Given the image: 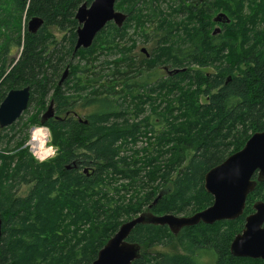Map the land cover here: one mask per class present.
<instances>
[{
    "label": "trees",
    "instance_id": "1",
    "mask_svg": "<svg viewBox=\"0 0 264 264\" xmlns=\"http://www.w3.org/2000/svg\"><path fill=\"white\" fill-rule=\"evenodd\" d=\"M93 1L0 0V105L12 90H31L28 110L0 129V264H92L120 227L144 212L190 217L203 211L213 204L204 187L207 173L264 132V0H204L199 6V0H170L165 19L154 0H119L116 9L129 15L125 26L108 27L90 49L74 54L76 12ZM201 8L229 16L225 35L165 50L159 45L150 60L156 54L160 66L182 72L150 82L158 62L132 61L127 24L140 22L136 37L164 45L186 31L175 22L184 25V14L197 18ZM33 17L45 22L36 34L27 31ZM150 27L155 36L147 33ZM49 28L71 31L58 42ZM15 47L21 56L7 69ZM98 51L104 57L93 58ZM79 58L77 66H89L91 78L59 85ZM52 101L59 114L80 108L88 124H42ZM38 126L50 130L57 149L44 163L24 148L28 130ZM75 160L88 172L67 169ZM23 187L29 192L19 196ZM263 194L264 183L234 222L201 224L177 236L167 227L137 226L129 237L142 248L134 264H263L230 252Z\"/></svg>",
    "mask_w": 264,
    "mask_h": 264
},
{
    "label": "water",
    "instance_id": "2",
    "mask_svg": "<svg viewBox=\"0 0 264 264\" xmlns=\"http://www.w3.org/2000/svg\"><path fill=\"white\" fill-rule=\"evenodd\" d=\"M119 0H94L90 7L83 4L76 20L80 27L77 32L75 53L90 49L97 35L109 23L121 28L127 16L116 11ZM215 23L229 24L226 14L220 13ZM40 18H32L28 23L30 34H36L43 26ZM216 29L213 34L220 33ZM65 71L61 83L67 78ZM31 90L29 87L10 91L0 105V129L14 125L28 110ZM54 103L51 102L43 116L42 124L54 117ZM70 169V168H69ZM256 176V178H255ZM264 183V132L256 133L247 141L244 148L228 157L222 164L213 168L205 176V190L213 197V204L190 217L163 215L157 216L147 211L123 224L118 232L99 251L92 264H134L141 258L142 248L129 241L133 230L139 226L167 227L177 236L185 228L201 224L211 226L221 222H234L246 210L247 201L259 184ZM156 199L154 205L159 201ZM151 206L150 208H152ZM151 210V209H150ZM254 212L245 218L242 232L235 236L230 252L236 258L261 260L264 262V202L253 205ZM2 238V219L0 217V241Z\"/></svg>",
    "mask_w": 264,
    "mask_h": 264
},
{
    "label": "rangeland",
    "instance_id": "3",
    "mask_svg": "<svg viewBox=\"0 0 264 264\" xmlns=\"http://www.w3.org/2000/svg\"><path fill=\"white\" fill-rule=\"evenodd\" d=\"M121 1V0H120ZM168 3L165 4L164 2H159L158 0H154L153 1V4H156L155 7L157 8V12H159V15H160V19H165L166 18V15L170 14L171 11L168 9V4L170 3V0H167ZM159 2V3H158ZM119 1L116 3L118 4ZM158 3V4H157ZM126 6H124V9H125ZM120 11V10H119ZM222 12H219V11H214L212 13H210L209 15L205 13V11L201 8V9H198L196 15H197V18L195 17H191V12L189 13H185V24L182 25L183 21L182 20H178L175 22V25H180L181 27H185L186 28V31L185 33H181L180 36L178 37V39H172L168 44H160L159 41L160 39L157 38V41H152L151 43L147 44V43H144V38L142 36H139V37H136V32L135 31H138L135 27L138 26L140 24V22L138 21H131L129 24H127L128 28H131L130 32H129V35L131 37H133L132 41L128 44V50H133V53H132V56H135L137 58V61L136 59L135 60H132L137 66H139V61L142 60V56H140V50L142 48H146V50H148V53L149 54H152L154 52V49L157 50L159 45H160V50H165V49H170V47L173 45V46H183L185 45L186 43H190L191 41H193V39H195L196 37L199 39H197V42L200 44L202 43V41H209V39H211L213 37V33L215 32L216 29H220L221 30V33H220V36H224L225 33H226V30L223 26L222 23H215L214 20L215 18ZM224 14V13H223ZM249 13L245 14V17H248ZM228 16V15H227ZM205 17H210L209 20H207ZM229 18V16H228ZM230 19V18H229ZM187 21V23H186ZM29 22V21H28ZM231 19H230V23H231ZM131 24V25H130ZM260 27L258 26V29ZM154 28L153 27H150L148 30H147V33L149 32H154ZM49 31L54 35L56 41L60 42L61 39L64 37V34L60 31H58L57 29L55 28H49ZM153 35L155 36V32L153 33ZM169 38V37H168ZM209 43V42H208ZM0 44H1V41H0ZM52 49V47H51ZM163 54L164 55H167V52L163 51ZM21 56V49L19 47H15L14 49L11 48L10 52H9V56H8V59H7V62H8V67L7 69L10 68L11 65H14L15 62H17L19 60ZM94 58V56H93ZM98 58V57H96ZM145 58V57H144ZM105 59V58H103ZM102 59V60H103ZM157 60L158 62V65L159 67L157 68V70L155 71L154 69L152 70L151 72V75H153L150 79V82H154L155 79L159 78H163L164 76H166V74L164 72H161V70L159 68L160 65H161V59L158 58V55H154V58L153 60H150V64L151 65H154L153 61L154 60ZM111 60V59H110ZM115 59H112V61H114ZM79 59L78 61L75 63L76 65L79 63ZM157 65V66H158ZM81 66V65H79ZM155 67V66H154ZM195 68H198V67H194ZM156 69V68H155ZM9 71V70H7ZM159 71L161 72V74L159 75ZM155 72V73H154ZM154 73V74H153ZM155 75V76H154ZM140 94V93H139ZM145 94V93H144ZM201 104L204 103V100L201 99ZM32 109H30L31 111ZM79 110V109H78ZM91 111H88L87 110V114H89ZM147 114H151L150 112H147ZM34 127L30 128L28 130V141L26 144H29V142H31V137L30 135L32 136L33 133H34V130L36 129H33ZM38 128H41L38 126ZM47 128V127H45ZM48 129V128H47ZM48 136L49 139H50V143H49V146L51 145V147H54L52 146L51 144V133H50V130L48 129ZM252 136V135H251ZM26 146V145H25ZM28 150H29V147H28ZM54 150H55V155L57 154V149L54 147ZM52 155V154H51ZM53 155V157L55 156ZM46 162V161H44ZM43 162V163H44ZM42 163V162H41ZM29 187H23L19 196H25L28 192H29ZM138 196H141V195H138ZM261 197H264V194L261 196ZM139 198V197H138ZM264 202V201H262ZM261 261V260H259ZM263 262V261H261ZM264 264V262H263Z\"/></svg>",
    "mask_w": 264,
    "mask_h": 264
},
{
    "label": "flooded vegetation",
    "instance_id": "4",
    "mask_svg": "<svg viewBox=\"0 0 264 264\" xmlns=\"http://www.w3.org/2000/svg\"><path fill=\"white\" fill-rule=\"evenodd\" d=\"M204 2V0H199L198 1V4H197V6H199V4H202ZM93 3V2H92ZM91 3V4H92ZM84 4H87V3H84ZM91 4L90 5H88V7H90L91 6ZM82 6V5H81ZM80 6V7H81ZM116 6H117V4H116ZM116 6H115V9H116ZM79 7V8H80ZM79 10V9H78ZM78 10H77V12H78ZM116 11H118V12H120V13H122V14H124V15H126L127 16V19H126V21L124 22V24H123V26L121 27V28H119L118 26H116L114 23H109L105 28H104V30L102 31V32H100L98 35H97V37L101 34V33H103L104 31H106L107 29H108V27H110V26H112V25H114L116 28H118V29H122L124 26H125V24L127 23V20H128V17H129V15L126 13V12H123V11H119V10H117L116 9ZM77 12H76V14H77ZM33 18H35V17H33ZM38 18V17H37ZM32 19V18H31ZM30 19V20H31ZM75 19H76V16H75ZM29 20V21H30ZM77 21V20H76ZM29 23V22H28ZM77 23H78V21H77ZM44 24H45V22H44ZM44 24H43V26H44ZM42 26V27H43ZM79 27H80V25H79V23H78V28L76 29V34H77V32H78V30H79ZM27 31H28V33H29V30H28V24H27ZM71 30H68V33L70 32ZM63 34H64V36H66L68 33L67 32H62ZM221 33V32H220ZM220 33H217V34H213V36H219L220 35ZM97 37H96V39H97ZM96 39L94 40V42L96 41ZM76 43H77V41H76ZM94 44V43H93ZM93 46V45H92ZM76 47V46H75ZM81 50H84V49H81ZM88 50V49H87ZM80 51V50H79ZM77 53V52H76ZM74 54H75V52H74ZM104 55H105V52H103V51H98V54H96V55H94V58H96V57H98V58H102V57H104ZM140 56H142V58H144L145 57V59H147V60H149V61H147L148 63H150V59H151V55L152 54H149L148 53V50H146V48H142L141 50H140V54H139ZM79 60H80V58H79ZM139 65H140V62L138 63ZM85 64H81V66H77L76 64H74V66L73 67H67L63 72H62V74H61V78H60V81H59V85H62L63 83H65V81H67V80H71V81H75V80H78V79H81L82 81H87L88 80V78H91V77H89V76H92L91 75V73H89V66H84ZM149 66H151V65H149ZM97 67V66H96ZM161 67V66H160ZM156 68V69H155ZM155 68H153L155 71L157 70V68L158 67H155ZM160 70H161V72H164L165 74H166V76H164L165 78L166 77H169V76H172L173 74H178L179 72H182V70H177V69H173V68H171V67H169V66H162L161 68H159ZM66 70H68V75H67V78L61 83V79H62V77H63V75H64V73H65V71ZM96 70V69H95ZM94 71V66L92 67V72ZM161 72L159 71V73L161 74ZM88 84V83H87ZM19 90V89H18ZM88 91L89 92H91V90H90V88L88 89ZM78 98H82L83 96H81V94H77L76 95ZM86 96H84L83 98H85ZM80 99V100H78V102H83V101H85V99ZM53 102V101H52ZM54 103V102H53ZM51 104V103H50ZM50 104L47 106V109H46V111L43 113V115H42V120H41V122L43 121V116H44V114L47 112V110H48V108H49V106H50ZM54 117L53 118H51V119H48V120H46L45 121V123L47 122V121H49V120H55V121H61V122H64V121H67V120H69V119H72V120H74V121H78L79 123H84V124H88V121H87V115H85L86 113H83L82 112V110L80 109V108H78V107H76L74 110H72L71 112H66L65 114H59L58 113V111H57V108H56V104H54ZM79 109V110H78ZM41 127H44V126H41ZM36 128H38V127H34L33 129H36ZM30 137H31V135H30ZM24 148H28V144H26V146L24 147ZM36 161H38V159H36L35 157H33ZM39 162V161H38ZM85 164H84V162L83 161H81V160H75V161H73L71 164H70V166H68L67 167V169H71V170H73V169H75V170H83V172L84 173H87L88 172V169H90V168H88L87 166H84ZM258 202V201H257ZM256 203V202H255ZM254 203V204H255ZM253 204V205H254ZM253 212H254V210H253ZM252 212V213H253ZM251 213V214H252Z\"/></svg>",
    "mask_w": 264,
    "mask_h": 264
},
{
    "label": "built area",
    "instance_id": "5",
    "mask_svg": "<svg viewBox=\"0 0 264 264\" xmlns=\"http://www.w3.org/2000/svg\"><path fill=\"white\" fill-rule=\"evenodd\" d=\"M41 129H43V142L45 144V151L41 152L39 150V143L40 141H31L28 144L29 147V152L30 154L35 157L36 159H38L39 162H44V161H48L51 158H53V155H51V153L47 152V149L51 146H49L50 143V139L48 136V129L45 127H41ZM35 131V130H34ZM54 149V147H52Z\"/></svg>",
    "mask_w": 264,
    "mask_h": 264
},
{
    "label": "clouds",
    "instance_id": "6",
    "mask_svg": "<svg viewBox=\"0 0 264 264\" xmlns=\"http://www.w3.org/2000/svg\"><path fill=\"white\" fill-rule=\"evenodd\" d=\"M31 140L40 141L39 150L41 152L45 151V144L43 142V129L36 128V130L34 131L33 135L31 136ZM47 152L51 153L52 155H55V150L51 146L47 149Z\"/></svg>",
    "mask_w": 264,
    "mask_h": 264
}]
</instances>
